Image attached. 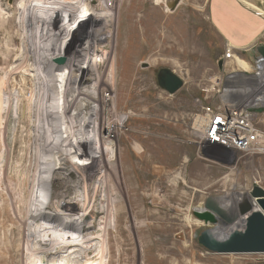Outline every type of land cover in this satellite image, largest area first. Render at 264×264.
I'll return each instance as SVG.
<instances>
[{
    "label": "rangeland",
    "instance_id": "1",
    "mask_svg": "<svg viewBox=\"0 0 264 264\" xmlns=\"http://www.w3.org/2000/svg\"><path fill=\"white\" fill-rule=\"evenodd\" d=\"M19 1L0 0V16L5 19L12 18L14 9ZM235 1L242 10L253 15L252 17H257L263 21L262 24L258 26L250 23L244 24L243 18L240 16L232 19L234 15L230 6ZM112 2L114 4L115 1L46 0L44 4L46 16L44 18L47 21H51L55 18V14H59L58 17L62 16V19L68 20L69 23L73 24V27L70 26L71 37H69L70 39L66 37L62 41L67 43L69 42L68 40H72L73 43H76L75 41L80 40L82 36H80L81 33L78 34L76 32L78 24L72 20L75 19L74 15L78 13L93 14L100 5L105 6V3L107 5V3ZM144 2L147 4L144 12L148 15L147 22L150 26L154 27L157 24L159 19L157 17L161 14L167 18L164 32L168 39L166 46L169 49L168 54L152 59L153 63H150L149 59L144 58L139 65V69L147 73L155 91L152 94L155 100L152 107H158L162 101L167 103V110L164 112L167 117L165 118L158 111L154 112L151 116L152 125L157 126L159 124L158 121L167 122L166 133L170 137V147L168 146L169 162L167 164L164 162L163 164L162 161H157L151 168L146 170L140 168L138 174L133 175L132 173L134 177L131 176V183L139 190V194L145 197V201L141 203V208L151 215V220L148 223L155 229L152 230V233L158 247L151 254L152 258H155L152 263L160 264V258H165L168 260L167 264H264V255L221 256L207 252L199 246L198 238L205 230L215 227L205 225L204 222L194 215V212L198 209L206 210L210 202L223 199L228 194H247L246 200L251 204L252 200L249 198L251 190L256 186L264 189V156L227 152L221 148L208 146L201 139L200 119H198L202 108L211 101L210 81L220 72L219 62L223 61V68L227 67L226 69L229 70L241 68L238 64V59L243 61L245 65L247 64L248 67L246 66V68L248 69L243 67L247 71L253 66L254 59L257 57L256 48L264 46V0H145ZM219 3H223L226 6V10L227 6H229V15L227 17L226 13L218 15V9L220 8H217V4ZM39 6L40 4H36V11H38ZM33 12H35L34 9L29 10V19L33 17ZM107 12H97L96 15L99 18L112 16L111 12H108L109 14ZM47 14L49 15L47 16ZM84 14L83 16L86 17ZM36 16L38 17L39 14ZM221 17L224 24H221L223 22ZM19 21L20 17H18ZM93 24L95 22L91 19L85 22L81 21L79 28L89 30V28L93 27ZM231 24H234L233 27ZM240 26H247V28L241 31ZM164 32H157L152 36L157 40L164 35ZM18 33L21 35L22 40L18 48V59L20 61L27 59L26 55H24L27 42L31 43V45L34 44L31 47L33 54L27 59L29 61L27 67L22 72H18L19 75L17 76H20L18 80H14L15 77L8 80L9 72H5L0 76V121L6 119L4 113L9 103H12L13 114L11 112L9 118L10 127L15 132L17 127L20 126V122L23 123L20 127V130L22 128L20 139L24 140L26 124L31 125L35 129L29 134L32 141L23 142L24 144L22 143V145L18 146L17 153L15 152L16 157L9 165L8 180H6L7 186L12 189L14 199L23 200L21 206L25 213L27 211L29 215L33 212H36V214L39 212L38 219L42 216L56 219L64 217L65 213L60 208L62 209L65 203L76 205L80 209L83 208L87 202H90L87 187L95 192V188L101 183L103 191L100 197L96 199L95 208L96 212L99 210L106 212L108 204L105 202L108 200V195L111 194V188L108 189L103 186L106 183L104 178L101 179V175L104 174L101 168L104 167V164L93 165L92 159L85 160V155L89 149H92L93 151L95 150V153H98L95 155L100 158L102 148L99 140L100 138L106 139L108 134L104 131H99L98 121L96 122L94 118L93 128L95 131L81 130L82 128H76L73 124H70L72 127H67L71 122L66 124V118L63 117L65 83L68 77L66 66H69L67 59H65L62 63L60 62L63 71L55 73L51 79L57 89L54 91L56 93L53 94L50 102L51 106L48 107L58 115L59 130H53L48 136L42 135L40 137L41 133L38 130L36 131V129L43 126V120L41 117L36 120L33 113L39 110L41 114L44 110L42 97L47 92L45 72L47 71L50 74L59 65L52 61L42 63L44 60L41 55L44 52L37 53L39 44L45 46L44 48L50 47L52 34L48 36L47 40L41 41V38H43L41 29H33L30 32L31 34L28 33V35L22 29H19ZM72 34L73 36L77 34L78 37L72 38ZM106 36L109 37L108 34ZM249 39H252V41ZM230 47L234 48L232 54L235 57L229 60L226 59V54ZM83 56L85 59L87 58L86 61L89 62L87 67L91 72H93L92 69L95 62L99 64L106 58L105 52L97 53V50H93L87 55L83 54ZM13 67L11 66L10 69ZM1 69L2 67H0ZM161 70L173 72L184 82L183 88L176 95L170 96L159 87L158 74ZM68 81L73 82L71 78H68ZM2 82L11 85L12 88L7 86L4 88ZM26 83L28 84L26 85ZM84 90L87 91L85 88ZM8 91H11V96ZM92 97L96 98L95 93H92ZM86 103L90 104L92 109L98 110L95 103L89 102V100L85 101V99L80 102L82 108L83 106L85 107L84 104ZM129 112L131 111L129 110L123 116L129 117ZM75 114L76 112L72 110L71 117L75 116ZM126 118L122 120L124 123L128 120ZM144 119L142 114H136L135 118L129 122L127 128L121 126L120 129L126 133L134 130L139 134H149L151 131L146 130ZM102 121L103 125H108V116L103 117ZM260 126L264 130L263 116L261 117ZM84 137L87 138L86 141L82 140ZM111 140L113 144H107L103 147V151L109 155L108 160L110 162H115L116 135H113ZM119 142L121 147L125 149L130 139L127 140L125 136V139L122 138ZM53 143H55L53 145L55 148L52 149ZM25 146L28 147L26 148ZM137 146H140V144ZM50 149L53 150V156L56 157L55 164L54 166L52 165L53 169L46 163V160L51 159L49 155ZM35 153L40 155V162L34 161V158H32V154ZM6 155V153L0 154V178L5 171L4 167L7 165L6 160L8 157ZM102 159H98V161ZM116 167L118 169L117 173L122 176L120 172L121 165ZM70 175L73 176L69 177ZM89 176L94 178L89 181L88 186H85V178ZM119 177L120 175L117 176L118 185H120L122 195H117L113 192L114 195L110 196V203L113 202V204L110 207L115 209L116 204L121 200L123 202L122 208L127 213V223L134 224L135 220L131 210L129 195L127 191H124L123 187L125 185L122 187ZM58 179L63 180V182H57ZM122 180L124 182L123 177ZM80 182H82L81 185L79 184ZM146 184L147 186H145ZM17 190L18 192H16ZM0 194V208L7 203L8 209L10 208L12 213L11 197L6 191L4 183L0 186ZM103 201L105 202L103 203ZM114 201L117 203L114 204ZM104 218L106 217L98 215V213L87 216L86 223L80 224L81 230H76L75 232L77 233L72 232L73 235H69L74 239L75 244H80V246L73 247L74 249L71 248L72 250H69L68 256L67 253L62 256L69 257L72 251L74 256H70V259L73 261L76 258L81 262L80 264H109L110 261H112V264H119V256L122 251L116 241L114 223L111 222L108 226L112 230L113 242H110L107 239L108 236H105L102 232L104 226L101 223ZM75 219V217H72L69 221H75ZM139 222L140 224L142 223L141 220ZM128 227L127 224L124 225V229L127 230ZM142 227H145V222H143ZM5 228L2 231L0 230V238H3L5 231L7 233L10 230L7 226ZM35 230L38 232V229L35 228ZM84 231L87 233H84ZM52 233L55 237L60 238V234ZM34 235H36V232ZM84 237L92 243L82 245L81 241ZM140 237L137 233V227H135L130 234V238L135 242H139ZM33 244H38V240L35 237L33 242L28 243V247H32ZM82 246L84 247L81 248ZM111 247L113 249L110 251ZM159 247L165 251L160 250ZM82 249L89 251L88 255L83 256L84 259L82 257ZM42 251L41 245H37L34 252L30 253L32 258H34L33 264H41L43 258L46 259ZM134 254L136 255V252ZM103 255L104 257H102ZM139 256L138 264H144L142 251H140ZM0 257V261L2 259L5 261V259L9 258L6 251L0 253ZM68 262L64 258L61 264H69ZM18 263L14 262L12 264Z\"/></svg>",
    "mask_w": 264,
    "mask_h": 264
},
{
    "label": "bare ground",
    "instance_id": "2",
    "mask_svg": "<svg viewBox=\"0 0 264 264\" xmlns=\"http://www.w3.org/2000/svg\"><path fill=\"white\" fill-rule=\"evenodd\" d=\"M45 1L46 0H20L17 7L14 9L12 18L5 19L3 16H0V67H2L0 70V76L5 72H9L8 80H11V78L13 79L14 77V80H18L20 78V76H17L19 75L18 72H22L27 67L29 63L27 59H29L30 55L33 54L31 47L34 44L31 45V43L27 42V45L24 49V55H26L27 59L22 61L18 59V48L22 42L20 37L21 35L18 33L19 29H22L23 32L27 33V35L33 29H41L43 32V38H41V41L47 40L48 36L52 34V44L50 47L44 48L45 46H41L39 44L37 48V53L40 54L41 51L44 52L43 55H41L42 59L44 60L42 63L45 61L47 63L52 61L56 62V64L59 66L55 67L54 72H50V74H48L47 71L45 72V85L47 87V92L46 94L44 93L42 97L44 110L41 114L39 113V110L33 113V116L36 120H39L41 117L43 120V126L40 128L37 127L36 131L38 130L41 133L40 137H42V135L48 136L53 130H59V120L57 118L58 115L55 114L54 110H50L48 108L51 106L50 102L53 98V94L56 93L54 91L57 89V87L53 84V80L51 79L55 73L63 71L60 62H63L65 59H67V64L69 66H66L68 77L65 83L66 86L63 103V117L66 118V124L71 122L68 124V128L71 126L70 124H73L76 126V128L79 127L82 128L81 130L87 129L90 131L94 130V118L96 122L98 121L99 131H104L108 134L106 139L100 138L99 140V144L102 148L101 157L99 158L95 155L98 154L97 152L95 153V150L93 151L92 149H89L88 152L86 151L87 154L85 155V160L92 159L93 165L104 164V167L101 168V170L104 172V174L101 175V179L104 178L106 180V183L103 186L104 188H111V194L108 195V200L106 202L103 201V203L105 202L108 204L106 212L101 210L96 212L95 208L96 199L100 197V194L103 191L101 187L102 185L99 183L95 188V192L91 191L89 187H87L89 190L88 193L90 202H87L83 208L80 209L76 205H72L70 203L63 204L62 209L60 208V210L66 214H64V217L52 219L49 216H42L40 219H38L39 212H37L38 215L36 212H33L32 214L30 213L29 215L27 214V211L25 213L21 206L23 200L13 198L12 189L7 186L6 180H8L7 177L9 165L16 157L15 152L18 150V146H20V144L22 145L23 142L32 141V138L29 136V134L31 131H34L35 128L31 127L29 124H26L24 140H21L20 136L22 134V128L20 130V127L23 125V123L20 122V126L17 127L15 132L10 127L9 118L11 116V112L13 114V111L12 103H9V106L4 113L6 119L0 121V154L3 155L6 153V157H8L6 160L7 165L4 167L5 171L0 178V186H2L3 183L4 186H6V191L11 197L13 208L12 213L10 212V208L8 209L7 203L0 208V230L2 231V229H4L6 226L10 228L7 233L6 231L4 232L3 238H0V253L6 251L9 258L5 259V261L2 259L0 262H2V264H12L14 262H19L18 264H33L34 258H32L30 253L34 252L37 245H41L43 256L44 254L46 256V259L43 258L41 264H61V262L64 261V258L65 260L69 261V264H80L81 262H79L78 259L74 258L73 261L70 259V256H74L72 251L69 254V257L62 256L66 253L68 256V253L70 252L69 250L71 248L80 246V244H75L74 239H72L69 235H71L72 232L77 233L75 232L76 230H81V225L86 223L87 216L98 213V215L106 217L101 223L104 226H102V232L105 236H108L107 239H109L110 242H113L112 230L109 229L108 226L111 222L114 223L116 241L120 245V249L122 251L119 256V264H138L140 251L143 252L142 259L144 264H153L152 262L155 258H152L151 254L155 248L158 247L156 246L157 242L154 241L152 233V230L155 229H153V226L149 225L148 223L151 220V215L141 208V203L145 201V197L140 195L139 190L133 183H131V176L138 174L140 168L144 170L151 168L157 161H162L163 164L164 162H166V164L169 162L168 146L170 147V137H168L166 133L168 124L167 122L158 121L159 124L156 126L152 125L151 120V116L156 111L162 113L165 118L167 117L164 114V112L167 110V103L162 101L158 107H152L153 103H155L152 94H154L155 91L150 83L151 81L147 73L139 69V65L144 58L149 59L151 61L150 63H153L152 59L155 57H162L163 55L168 54L169 49L166 46L168 39L166 33L164 32L167 25V18L164 17L163 14H157L159 15V17H157L159 18L158 22L154 27H152L147 22L148 15L144 12V9L147 6L146 2H144L145 0H114V4L112 2L107 3V5L105 3V6L100 5L93 14L78 13L77 15H74L75 19L72 20L76 21L78 24V29L76 32H78V34L81 33L80 36H82V38L80 40H76V43H73L72 40H68L69 42H64V44L62 40L66 37L68 39L71 37L70 26L73 27V24L69 23L68 20L62 19V16L58 17L59 14H55V18L53 20L47 21L44 18L46 16L44 7ZM36 4H40L38 11H36ZM117 4L119 5L117 6ZM217 5V8H220L218 9V15L221 13L224 15L226 13L227 17L229 15V6H227V12L225 9L226 6H224L223 3H219ZM31 9H34L35 12H33V17L29 19L28 14L29 10ZM230 9L234 15L232 16V19H234L236 16H240L243 18L244 24L250 23L251 25L256 24L258 26L263 22L257 17H252L253 15L250 13L242 10L236 1L230 6ZM107 11L111 12L112 16L99 18L96 15L97 12L102 13ZM37 13L39 14L38 17L36 16L38 15ZM83 14L86 17H84ZM48 15L49 14H47V16ZM18 17H20L19 22ZM90 19L94 20L95 22L91 29L89 28V30H86L84 28H79L81 21L85 22ZM221 24H224V21ZM233 25L234 24H231L232 27ZM245 28H247V26H240L241 31H243ZM157 32H164V35L156 40L152 35ZM107 34L109 37L106 36ZM77 37V34L74 36L72 34V38ZM249 40L252 41V39ZM93 50H97V53L105 52L106 58L99 64L95 62L92 69L93 72H91V70H89L87 67L89 62L86 61L87 58L85 59L83 54L87 55V53ZM237 61L241 68H246L247 64L245 65V63L239 59ZM11 66L14 67L10 69ZM68 78H71V81L73 80V82H69ZM27 84L28 83H26V85ZM2 85L4 88H6V86L9 88L11 87V85L4 84L3 82ZM84 88L87 91H85ZM8 93H10L9 95L11 96V91H8ZM92 93H95L96 98L92 97ZM82 99L95 103L98 110L92 109L88 103L84 104L85 107L83 106L82 108L80 105ZM72 110L76 112L75 116L73 117H71ZM129 110L131 112H129V117L126 118L123 115H125V113H127ZM136 114H142L144 116L146 130L151 131L149 134H139L134 130H130L128 133H126L120 129L121 126L123 128H127L129 122L135 118ZM105 116H108V125L102 124L103 117ZM125 118L128 120L124 123L122 120ZM113 135H116V160L115 162H110L108 160L109 155L103 151V147L112 143L111 139ZM125 136L127 137V140L130 139V142H127L124 149V147H121L119 141L122 138L125 139ZM67 138L69 139V137ZM86 139L87 138L84 137L82 140L86 141ZM138 143L140 146H137L139 145ZM54 144L55 143L52 144V149L55 148L53 147ZM211 147H217L220 149L219 145H212ZM52 149L49 150L51 159L46 160V163L49 164L53 169L54 167H52V165L54 166L56 157L53 156ZM32 158H34V161L40 162V155L36 153L32 154ZM17 159L19 158L17 157ZM98 159H102L103 161H98ZM118 165H121L120 172L122 173V176L121 174L117 173L118 169L116 166ZM118 175H120L119 180L122 187L125 185V187H123L124 191H127V194L129 195L132 207L131 210L135 220L134 224L127 223V213L125 212V209L122 208L123 202L121 200L119 203L114 201V204L117 203L116 207L115 209L111 208L113 202L110 203V196L114 195L113 192H115L117 195L122 193L120 185H118ZM72 176L73 175H70L69 177ZM122 177L124 178V182ZM93 178L94 177L92 176L86 177L84 183L85 186H88L89 181L93 180ZM61 181L63 182L61 179L57 180V182ZM81 183L82 182L79 184L81 185ZM107 183L108 185H106ZM145 186H147V184ZM16 192H18V190ZM246 197H248L247 194H228L227 197L223 199L209 203L210 208L214 210L217 209L216 211L219 213L221 219V224L219 227L220 233L230 234L236 230H243L245 226L244 223L246 220L247 209L251 207L252 211H258V206L255 205V202L252 200L251 204L248 203ZM198 211L203 212L204 209H198ZM72 217L76 218L75 221H69V219ZM140 220L142 221L141 224L139 222ZM143 222H145V227H142ZM126 224L129 226L127 230L124 229V225ZM134 226L137 227V233L139 236H141L139 242H135L130 238L131 232L134 231ZM35 228L38 229V232L35 230ZM35 232L36 235H34ZM51 232H54L58 235L60 234V238L55 237L53 233L51 234ZM85 232L86 231H84V233ZM34 237L37 238L38 244H33L32 247H28V243L33 242ZM91 243L92 242L85 239V237L81 241L82 245H89ZM83 247L84 246L81 248ZM112 249L113 247H111L110 251ZM160 250L165 251L163 248H160ZM88 252V250L82 249V257L88 255ZM135 252L136 255L134 254ZM102 257H104V255ZM159 262L160 264H167L168 260L165 258H160ZM109 264H112V261H110Z\"/></svg>",
    "mask_w": 264,
    "mask_h": 264
},
{
    "label": "built area",
    "instance_id": "3",
    "mask_svg": "<svg viewBox=\"0 0 264 264\" xmlns=\"http://www.w3.org/2000/svg\"><path fill=\"white\" fill-rule=\"evenodd\" d=\"M233 49L226 59L235 57ZM226 68L210 81L211 101L198 117L201 139L227 152L264 156V60L257 55L248 71Z\"/></svg>",
    "mask_w": 264,
    "mask_h": 264
},
{
    "label": "water",
    "instance_id": "4",
    "mask_svg": "<svg viewBox=\"0 0 264 264\" xmlns=\"http://www.w3.org/2000/svg\"><path fill=\"white\" fill-rule=\"evenodd\" d=\"M256 53L258 58L264 60V46L257 47ZM219 69L223 70V61L219 62ZM158 85L170 96H174L183 88L184 82L173 72L161 70L158 74ZM249 198L258 206V211L248 208L244 229L230 234L219 232L221 219L217 209H211L207 205L203 212L195 211L194 215L200 221L215 227L201 233L198 238L199 246L213 255H264V189L254 187Z\"/></svg>",
    "mask_w": 264,
    "mask_h": 264
}]
</instances>
